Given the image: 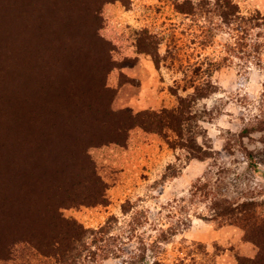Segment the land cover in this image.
Here are the masks:
<instances>
[{"label": "rangeland", "instance_id": "374dc122", "mask_svg": "<svg viewBox=\"0 0 264 264\" xmlns=\"http://www.w3.org/2000/svg\"><path fill=\"white\" fill-rule=\"evenodd\" d=\"M39 1L40 10L50 5ZM230 1L239 12L226 20L227 0H96L102 41L93 15L76 22L82 31L75 34L90 39L101 65L111 64L114 111L173 110L195 86L208 94L196 101L191 121L203 159L141 127L124 144L90 150L105 202L61 210L90 233L111 225L92 248L105 245L103 254L84 264H239L258 256L242 228L214 209L255 200L264 212V0ZM7 226L0 264L52 263L23 244L4 253L18 233L12 220Z\"/></svg>", "mask_w": 264, "mask_h": 264}, {"label": "trees", "instance_id": "16d2710c", "mask_svg": "<svg viewBox=\"0 0 264 264\" xmlns=\"http://www.w3.org/2000/svg\"><path fill=\"white\" fill-rule=\"evenodd\" d=\"M44 1L50 5L40 10L39 0H0V232L9 229L7 219L18 232L1 252L23 244L51 264H84L87 256L101 255L105 245L92 248L106 241L111 225L90 233L61 210L105 202L106 185L90 150L124 144L129 132L141 127L162 136L171 148L187 149L192 159H203L191 121L197 117L192 112L196 101L208 94L195 86L173 110L137 116L114 111L115 91L107 85L110 62L101 65L90 39L75 34L82 31L76 22L91 14V28L102 41L96 30L100 4L77 0L66 7L65 2ZM225 9L226 20L239 12L230 0ZM214 209L259 248L255 259L239 264H264V212L257 202Z\"/></svg>", "mask_w": 264, "mask_h": 264}]
</instances>
